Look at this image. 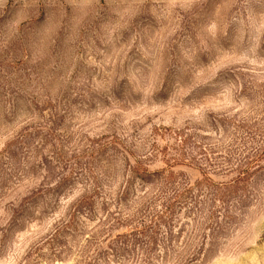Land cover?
Masks as SVG:
<instances>
[{"label": "rangeland", "instance_id": "374dc122", "mask_svg": "<svg viewBox=\"0 0 264 264\" xmlns=\"http://www.w3.org/2000/svg\"><path fill=\"white\" fill-rule=\"evenodd\" d=\"M0 264H264V0H0Z\"/></svg>", "mask_w": 264, "mask_h": 264}]
</instances>
